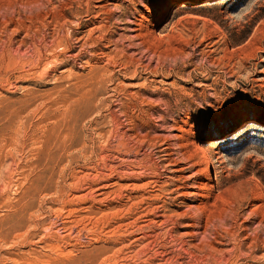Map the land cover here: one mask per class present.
I'll use <instances>...</instances> for the list:
<instances>
[{
	"label": "rangeland",
	"instance_id": "rangeland-1",
	"mask_svg": "<svg viewBox=\"0 0 264 264\" xmlns=\"http://www.w3.org/2000/svg\"><path fill=\"white\" fill-rule=\"evenodd\" d=\"M263 190L264 0H0V264H264Z\"/></svg>",
	"mask_w": 264,
	"mask_h": 264
},
{
	"label": "bare ground",
	"instance_id": "bare-ground-1",
	"mask_svg": "<svg viewBox=\"0 0 264 264\" xmlns=\"http://www.w3.org/2000/svg\"><path fill=\"white\" fill-rule=\"evenodd\" d=\"M254 155H255V153H254ZM258 156H259V154H258ZM252 158H253V150H246V151L242 152L237 157V162L239 164H241V166H242L244 163H246L247 161L251 160ZM262 194H264V190L262 191Z\"/></svg>",
	"mask_w": 264,
	"mask_h": 264
}]
</instances>
